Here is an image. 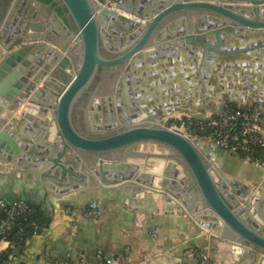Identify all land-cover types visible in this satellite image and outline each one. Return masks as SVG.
I'll return each instance as SVG.
<instances>
[{
    "label": "water",
    "instance_id": "water-1",
    "mask_svg": "<svg viewBox=\"0 0 264 264\" xmlns=\"http://www.w3.org/2000/svg\"><path fill=\"white\" fill-rule=\"evenodd\" d=\"M53 1L68 23L54 10L42 16L48 3L12 0L0 26V176L32 172L66 190L109 186L122 198L156 192L179 205L197 233L263 260L264 200L226 176L201 139L167 127L173 110L143 100L132 82L145 63L181 54L194 64L199 52L200 68L243 50L217 47L228 35L264 31V0H124L100 10L94 0ZM100 70L109 79L98 93L91 87ZM124 81L129 105L119 95ZM51 126L44 152L32 154L23 145L28 132L48 137ZM143 144L163 152L136 149Z\"/></svg>",
    "mask_w": 264,
    "mask_h": 264
},
{
    "label": "crops",
    "instance_id": "crops-1",
    "mask_svg": "<svg viewBox=\"0 0 264 264\" xmlns=\"http://www.w3.org/2000/svg\"><path fill=\"white\" fill-rule=\"evenodd\" d=\"M57 7L49 3V8H44L41 15H47L50 10L57 12ZM223 40L218 50L244 49L217 54L213 61L204 60L200 68L197 67L199 52L194 64L190 56L181 54L177 58L145 63L134 76L139 82L133 81L132 86L142 87L140 97L145 101L148 98V102L166 101V107L173 110L172 116L183 114L200 120L211 118L219 110L217 108L225 104L256 103L262 111L264 138V31H247L241 38L228 35ZM119 87V95L124 104L129 105L131 94L127 83L124 81L123 90L121 85ZM151 106L148 110L154 112ZM15 114H22L21 107ZM46 118L47 115L40 120ZM50 132L48 137L28 132L32 137L23 145L32 154L43 153L44 145L51 141L49 136H53V126ZM201 141L206 149L210 147L211 158L226 176L234 179L238 186L255 187L250 193L264 200V170L215 146L211 140ZM148 148L163 152L156 145L136 147ZM40 166L42 162H38ZM0 199L5 202L28 200L39 207L47 221L40 233L25 236L21 250L10 254L15 263L94 264L97 249L105 255H116L127 247L129 264H196L192 249L209 256L214 264H264V259L242 258L240 253L230 250L228 243L207 231L197 233L179 205L156 192L140 191L133 198H122L118 190L109 186L66 190L58 181L41 180L32 172H22L0 176ZM91 201L101 206L102 212L97 218L83 214Z\"/></svg>",
    "mask_w": 264,
    "mask_h": 264
},
{
    "label": "built area",
    "instance_id": "built-area-1",
    "mask_svg": "<svg viewBox=\"0 0 264 264\" xmlns=\"http://www.w3.org/2000/svg\"><path fill=\"white\" fill-rule=\"evenodd\" d=\"M98 4V10L118 9L124 0H94ZM261 107L256 103H246L244 105H224L214 116L206 119L200 127V133L195 134L188 130L187 124L182 122L181 115H170L165 119V125L177 130L186 136H195L199 139H208L217 147L239 156L245 162L264 170V138L261 134ZM31 210L29 203L25 199H16L5 202L0 199V254L9 252L12 254L17 248V241L10 237L14 228L15 220L21 214ZM101 206L96 201H91L84 208L85 217L97 218L101 215ZM37 226L34 225V232ZM18 232V231H17ZM193 256L196 257V264H214L206 254L196 249H192ZM129 248L124 247L116 255H105L101 249L95 253L94 264H129ZM10 258L5 264H14ZM51 264H68L67 262H53Z\"/></svg>",
    "mask_w": 264,
    "mask_h": 264
},
{
    "label": "trees",
    "instance_id": "trees-1",
    "mask_svg": "<svg viewBox=\"0 0 264 264\" xmlns=\"http://www.w3.org/2000/svg\"><path fill=\"white\" fill-rule=\"evenodd\" d=\"M44 3H51L52 5H56V2L53 0H39ZM11 0H5V9L10 4ZM57 11L61 13L60 7H57ZM231 106H235L230 104ZM185 122L187 124V128L190 132L198 134L200 133V126L204 124V122H207L206 120H200L193 117H188L186 115L181 116V120L177 121V125L180 123ZM31 210L28 212H25L18 216L14 223V228L9 234L10 237H13L17 241V248L16 250H21L23 246L24 238L27 234H38L40 233L47 225L46 217L42 214L39 207L30 201L26 200ZM34 225L37 226L36 231L34 232ZM18 231V232H17ZM10 251L8 252H2L0 254V264H5L8 260H10ZM14 264H24V262H16Z\"/></svg>",
    "mask_w": 264,
    "mask_h": 264
},
{
    "label": "flooded vegetation",
    "instance_id": "flooded-vegetation-1",
    "mask_svg": "<svg viewBox=\"0 0 264 264\" xmlns=\"http://www.w3.org/2000/svg\"><path fill=\"white\" fill-rule=\"evenodd\" d=\"M11 2H12V0H11ZM11 2H10V4H11ZM20 2L23 3V2H25V0H20ZM26 2H27V1H26ZM4 3H5V0H0V26H1V23H2V21H3V19H4V17H5V13H6V11L8 10V7L10 6V4H9L8 7H6V9H5V4H4ZM48 4H49V3H48ZM24 5L27 6V5H29V4H24ZM56 5H57V4H56ZM56 5H55V6H56ZM53 6H54V5H53ZM56 10H57V9H56ZM57 12H58V11H57ZM58 15L63 17V21H64L65 23H68V20H67L66 16L63 15L62 12H61V13L58 12ZM5 37H6V35H4V34L0 35V39H1V40H4ZM0 47H1V49H2V46H1V45H0ZM2 51H3V50H2ZM2 51H1V52H2ZM4 54H5V53L1 54L0 58H1L2 56H4ZM104 69H105V68H104ZM110 78H111V76H110ZM108 79H109V76H107L106 72L103 73V71L100 70V72H99L98 75L96 76V79L94 80V83H93L91 89H94V86H96V84H97V85L100 87V90L98 91V93L101 92V86H102V84H104ZM105 80H106V81H105ZM75 120H76L77 123L81 121V116L79 115V112H78V111L76 112V119H75Z\"/></svg>",
    "mask_w": 264,
    "mask_h": 264
},
{
    "label": "rangeland",
    "instance_id": "rangeland-1",
    "mask_svg": "<svg viewBox=\"0 0 264 264\" xmlns=\"http://www.w3.org/2000/svg\"><path fill=\"white\" fill-rule=\"evenodd\" d=\"M181 116L183 115V114H180Z\"/></svg>",
    "mask_w": 264,
    "mask_h": 264
}]
</instances>
